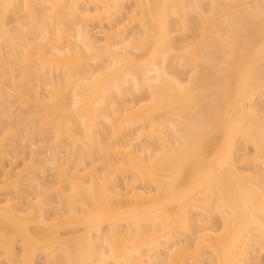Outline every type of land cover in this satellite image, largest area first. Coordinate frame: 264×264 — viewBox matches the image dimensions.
Instances as JSON below:
<instances>
[{"label":"bare ground","instance_id":"6f19581e","mask_svg":"<svg viewBox=\"0 0 264 264\" xmlns=\"http://www.w3.org/2000/svg\"><path fill=\"white\" fill-rule=\"evenodd\" d=\"M80 1L0 0L4 57L27 77L22 89L13 76V84L0 79V264H35L37 252L44 264H58L61 254V264H201L205 251L210 264H252L249 255L257 262L245 246L255 241L264 251V0H207V11L200 0H134L127 23L100 34L102 42L87 23L120 14L125 0H87L93 13L80 12ZM188 8L200 41L195 33L176 44L181 29L193 28ZM103 58L109 65L101 68ZM55 70L63 84L54 83ZM125 127L135 133L118 141ZM36 134L51 145L49 157L33 150ZM238 141L263 168L252 169L248 154L240 165ZM25 149L32 152L19 168ZM215 214L220 231L208 228Z\"/></svg>","mask_w":264,"mask_h":264},{"label":"rangeland","instance_id":"374dc122","mask_svg":"<svg viewBox=\"0 0 264 264\" xmlns=\"http://www.w3.org/2000/svg\"><path fill=\"white\" fill-rule=\"evenodd\" d=\"M126 1H127V2H126ZM191 1H192V0H185L186 5H190V4H191ZM198 1H199V0H198ZM258 1L261 2L262 0H258ZM134 2H135L134 0H129V1H128V0H125V3H124L123 6L121 7L122 9L120 10V14H118V15L116 14L115 17H114L113 14H111V15H113V16H111V18H110V17H104L101 21L92 20V21H89L88 23L85 22V23H87V25H88V31H89V34L94 38V41H96V40H97V41H98V40H101V42H102V41H103V37L99 36L100 34H104V32H106V31H107V33H109L111 29L114 30L115 25H119V23H120V25H121V22H122V21H123L124 23H125V22L127 23V21H128V20H126V19H127V15H128V13H130V11L133 10V8L135 7V6H133V5L135 4ZM200 2L202 3V4L200 3L201 6H206L207 9H205V10L207 11V10L209 9V8H208L209 6L207 7V5H209L210 2L207 1V0H200ZM17 3L20 5L21 1L15 3V4L17 5V6H16V5L14 6V7H16V10H17V8H18V4H17ZM86 3H89V2H88L87 0H82V1H80V2L78 3V6H79V10H80V12L84 13V11L88 10V11H90L89 13H93V11H94V7H92L93 5H92V6H91V5L88 6V4H87V6H88V8H87ZM89 4H90V3H89ZM14 7L11 8L12 10L10 9V10H8V12L6 13V23H7V26H8L7 29L10 30V31L12 30V31L10 32L11 35H13V30H14L15 25H16V24H15V14H14V13H15V12H14V9H15V8H14ZM90 8H91V9H90ZM202 8L204 9V7H202ZM92 9H93V11H91ZM188 9H189L188 12H190V13H189L190 16L188 15V19L191 20V21H190L191 24L189 23V25H192L193 28H191L192 30L189 31V32L186 30V31H185L186 33H185V34H184V33L182 34V29H181V31H180L181 33L177 35V39L175 38L176 41L174 40V41H175L174 43H176V44H177V40H180V39H179L180 37L182 38L183 36H184V37L187 36L188 38H189V37L192 38V37L195 35V33H196L195 37L198 38V36L200 35L199 33H200L201 31H200V32L198 31V30H199V29H198V25H197L198 23H196V22H197V21H196L197 19L195 18L196 15L194 14V11L191 10L192 8H188ZM134 10H135V8H134ZM134 10H133V12H134ZM88 11H86V12H88ZM131 12H132V11H131ZM110 13H112V12H110ZM114 14H115V13H114ZM181 15H182V14H181ZM178 16H179V15H178ZM182 16H183V15H182ZM173 19H174L173 17H172V18L170 17V19H169V20L171 21L170 23H174L173 21L176 20V19H174V20H173ZM177 19H178V18H177ZM180 19H181V18H180ZM178 20H179V19H178ZM178 20H177V25H179V22H180V21H178ZM69 21H71V20L69 19L68 22H69ZM195 21H196V22H195ZM123 22H122V24H124ZM25 23H26V22H25ZM35 23H36V22H35ZM47 23H48V22H47ZM52 23H53V22L50 23V26L53 25ZM116 23H117V24H116ZM175 23H176V22H175ZM22 24H24V23H22ZM29 24H30V23H29ZM29 24H28V25H29ZM83 24H84V23H83ZM180 24H181V23H180ZM26 25H27V24H26ZM48 25H49V23H48ZM67 25H69V24H67ZM70 25H71V24H70ZM133 25H134V24H133ZM133 25L131 24V26H133ZM136 25L139 26L138 24H136ZM136 25H135V26H136ZM173 25H174V24H173ZM196 25H197V26H196ZM53 26L55 27L56 24H54ZM53 26H52V28H53ZM73 26H74V25H73ZM110 26H111V27H110ZM26 27H27V26H26ZM67 27H68V26H67ZM71 27H72V26H69V28H71ZM74 27H76V26H74ZM74 27L71 28V29H68L69 31L71 30V31H70V32H72L71 34H73V33L75 32V30H74L75 28H74ZM178 27H179V26H178ZM180 27H181V26H180ZM55 28H57V26H56ZM55 28H53V29H55ZM129 28H130V27H129ZM129 28H128V29H129ZM137 28H138V27H136V28L133 27V29H130V30H131V32L133 31V33H134V31L136 30V31H135V34H136V33L138 34V32H141V30H140L141 28H140V29H139V28L137 29ZM181 28H182V27H181ZM28 29H29V27H28ZM28 29H26V31L29 33V31L32 29V28H31V25H30V29H29V30H28ZM196 29H198V30H196ZM130 30H129V32H130ZM137 30H140V31H137ZM189 30H190V29H189ZM73 31H74V32H73ZM108 31H109V32H108ZM102 32H103V33H102ZM197 33H198V34H197ZM25 34H26V32H25ZM138 35H139V37H140V34H138ZM138 35H136V36L138 37ZM98 38H99V39H98ZM196 38H194L192 41L194 42ZM95 39H96V40H95ZM199 39H200V37L196 40L197 43H199V41H200ZM189 41H190V39H189ZM0 42H1L0 49H1V50L3 49V51H4V52H2V51H1V52H2V54H3V53L5 54V55H3V57H4V56H7V57H8V55H6V53H8L7 50H8L9 47L7 46V44H4V42H2V41H0ZM99 42H100V41H99ZM196 42L194 43L193 48H195V47H194L195 45H198ZM190 43H191V42H190ZM191 44H192V43H191ZM2 45H3V46H2ZM1 47H2V48H1ZM193 48H192L191 50H194ZM6 49H7V50H6ZM2 54L0 53V73L2 74V75L0 74V79H1V76H3V75H4V76H3L2 79H1L2 82H3V80H5L6 77H7V78H8V77H10V78H13V77H14V79H15L17 85H19V88L22 89L23 86H24L22 83L25 84V82H27V79H26L27 77H25V74H22V75H21V73H24V72H22V71L20 70V68H18V69H19V70H18V69L15 67V66H17V65L13 66L14 63H13V61H12V60H13L12 57H11V58H10V57H9V58L4 57V58H3L4 61H3V59H1V58H2V56H1ZM178 54H179V53H178ZM178 54H177V55H178ZM6 58H7V59H6ZM11 59H12V60H11ZM6 60H8V61L10 60V61H11V62L9 61L10 64H12V63H13V64H12V65L8 64V61H6ZM84 61H85V60H83V62H84ZM100 61H101V64H100ZM5 62L7 63V66H8V65H10V66L7 67V66H5L6 64L3 66V63H5ZM84 63H86V62H84ZM97 63H98V66L100 65V67H101V65H103V67H101V68L106 67V64H107V66L109 65V64H108L109 62H108V60H107L106 58H103V59L99 60V62H97ZM1 64H2V65H1ZM96 65H97V64H96ZM76 66H77L78 68H80L79 65H76ZM76 66H75V71H76V69H78ZM92 66L94 67V65H92ZM98 66H97V67H98ZM202 66H203V65H202ZM210 66H211V65H210ZM210 66L207 65V64H206V65L204 64L203 68L206 69L207 71L209 70V71L207 72V74L209 75V77H207V78H210V79H211V77H210V75H211V74H210V73H211V71H210ZM9 67H10V69H11V70H10L11 73H10V71H9ZM17 67H20V66H17ZM3 68L8 69L9 73H8V72H7L8 74L6 73L7 76H6V74H5V72H6L7 70L5 69V70H6V71H5ZM73 68H74V66L72 67V70H73ZM86 68H87V67L84 65V69H85V70H86ZM87 69H89V68H87ZM3 70H4V71H3ZM2 71H3V72H2ZM73 71H74V70H73ZM53 72H55V73H53ZM53 72L51 73V76H52V78H53V80H54V83H56V84L58 83V84H59V82H60V83L64 82L63 80H64L65 77H64V73L62 72V70H60V71H58V72H57V70H55V71H53ZM180 72L182 73V77H184V79H185V78L187 77V74H189V73H188V72H189V69H187V70H182V71L180 70ZM12 76H13V77H12ZM21 77H22V78H21ZM63 77H64V78H63ZM7 78H6V81H7L8 79L11 80L10 78H8V79H7ZM24 78H25L26 81L24 80ZM22 79H23V80H22ZM9 80H8V81H9ZM6 81H5V82H6ZM51 81H52V79H51ZM51 81H49V82H51ZM10 82H11V81H9L8 83H10ZM8 83H7V84H8ZM54 83H53V81H52V84H53L52 86H53V87H55ZM0 84H1V83H0ZM11 84H13V83L11 82ZM20 84H21V85H20ZM62 84H63V83H62ZM56 87H57V86H56ZM48 91H49V90H48ZM31 93H33V92H31ZM41 93H42L41 95H42L43 97H44V96H48V95H47L48 93H47V94H46L45 92H41ZM43 93H44V94H43ZM0 94H1V92H0ZM34 94H35V93H34ZM45 94H46V95H45ZM144 94H145V93H144ZM1 95H2V94H1ZM13 95H14V94H13ZM32 95H33V94H32ZM35 95H36V94H35ZM136 95H137V96H136ZM136 95L134 96V99L137 98V99H136L137 101H139V100H142V101H143V100H145V98H146V94H145V97H144V95L141 94V93H140V94L138 93V94H136ZM33 96H34V95H33ZM111 96H112V95H111ZM115 96H116V95H115ZM115 96L113 95L112 97H113V98H116L117 96H116V97H115ZM2 98H3V95H2ZM117 98H118V97H117ZM117 98H116V99H117ZM119 98H120V97H119ZM119 98H118V100H119ZM125 98H126V97H125ZM125 98H124V99H125ZM127 98H128V97H127ZM140 98H141V99H140ZM10 99L12 100L13 98H10ZM116 99H112V98H111L110 101H111V100L114 101V100H116ZM121 99H122V98H121ZM121 99H120V100H121ZM128 99H129V98H128ZM257 99H258V98L255 99V102H254V103H255V105H256V107H257V109H258V106H259L260 104H262V101H261L260 99H258V100H257ZM125 100H126V99H125ZM12 101L14 102L15 100H12ZM112 101H111V102H112ZM116 101H117V100H116ZM126 101H127V100H126ZM259 101H260V102H259ZM263 102H264V101H263ZM14 103H15V102H14ZM17 104H18V103H17ZM258 104H259V105H258ZM16 107H18V106H16ZM24 107H25V106H24ZM28 107H29V106H28ZM28 107H27V108L25 107V109H27V110L29 111L30 108H31V110H33L31 106L29 107V109H28ZM23 109H24V108H23ZM27 110H26V111H27ZM31 110H30V111H31ZM103 126H104V125H103ZM106 126H107V125H106ZM106 126H105L104 128L101 126V127H100L101 130H103V129L105 130L106 128H107V129L105 130V132H102V131H100V129H99V131L101 132V133H100V132H99V133H100V134H103L105 137H108V136H106V135H107V133H108L107 131L110 130V129H109L110 127H106ZM51 127H52V128H51ZM51 127H49V125H47L46 128L43 127V128L41 129L42 132H43V134L45 135V137L48 135V132H49V131L51 132V130L53 129V126H52V125H51ZM50 128H51V130H50ZM102 128H103V129H102ZM43 129H44V130H43ZM108 129H109V130H108ZM122 129H123V128H122ZM124 129H125V131H124ZM124 129H123V131H121V128H120V131H121L122 133L120 132V136H121V137L118 136V141H122V139L126 138L127 136H131V134H134V133H135L133 127H131V128H129V127H125ZM48 130H49V131H48ZM44 131H45V132H44ZM110 131H111V130H110ZM40 132H41V131H40ZM130 132H131V133H130ZM104 133H106V134H104ZM46 134H47V135H46ZM49 134H50V133H49ZM100 134H99V135L97 134V135L99 136V138H100V137L103 138L104 136H103V135L100 136ZM110 134H111V135H113V134H112L111 132L108 133L109 137L111 138V135H110ZM126 134H127V135H126ZM44 135L40 136L39 134H36V135L33 137V138H34V144H35V148H34L33 150L37 151V153H38V155L40 156V158H41V157H42V158L45 157V155L47 156L48 153H46V152H47V150L49 151V148L51 147V145L48 146V145H46V144L41 143V142H42V138L44 137ZM50 135H51V134H50ZM118 135H119V134H118ZM123 136H124V137H123ZM170 136H171V135H170ZM109 137H108V139H107V142H108V140L111 141V144H110V142H109L108 145L110 144V145L112 146V141L114 140L113 143H114V142L116 143V142H117V139H116L117 137L114 136V139L112 138L113 140H112V139H109ZM112 137H113V136H112ZM115 137H116V138H115ZM119 137H120V138H119ZM170 138H171V137H170ZM100 139H101V138H100ZM115 139H116V140H115ZM119 139H121V140H119ZM103 140L105 141V139H102V141H103ZM65 141H67V140H65ZM115 143H114V144H115ZM63 144H64V143H63ZM104 144H105V143H104ZM106 144H107V143H106ZM114 144H113V146H114ZM116 144H118V143H116ZM116 144H115V145H116ZM245 145H246V144L243 143L242 141H238V144H237V151H238V152H237L236 158L239 159V161L241 162V161L244 160V156H247V154H248V156H249L248 159L250 160V163H249V164L251 165V164H252L251 161L254 160L253 158H254V156H255L256 153L254 154L255 151H254L253 148L250 147V145H248V146H247V145L245 146ZM101 146H102V145H101ZM101 146H99V147H101ZM104 146H105V145H104ZM106 147H107V145H106ZM107 148H108V147H107ZM15 149H16V148H14V150H15ZM18 149H19V148H18ZM18 149H16V150H18ZM108 149H109V148H108ZM11 150H13V149H11ZM14 150L11 152V154H13V153L17 154V153H16L17 151H16V150L14 151ZM25 150H26V149H25ZM28 150H29V149H28ZM28 150H26V154H25V155H23V156L21 155V157H19V159H18V158L16 159V160L18 161V163H17L16 161H15V163H16V165H17L19 168H21V167L23 166V162H22V161H24V159L27 158V157L29 156V154H31V152H32L31 150H32V149H31L30 151H28ZM18 152H19V151H18ZM98 152H99V151H98ZM100 152H101V151H100ZM95 153H96V155H94L93 157H94V158H99L98 160H100V158H101L102 156H100V154H98V153L94 150V154H95ZM15 154H13V155H15ZM18 154H19V153H18ZM18 154H17L16 156H18ZM97 154H98L99 156H98ZM102 154L104 155V153H102ZM113 154H114V153H113ZM245 154H246V155H245ZM243 155H244V156H243ZM256 155H257V154H256ZM19 156H20V155H19ZM110 156H111V152H110ZM110 156L108 155L107 160H108V158H109ZM112 156H113V155H112ZM112 156H111V157H112ZM114 156H115V155H114ZM11 157H12V156H11ZM47 157H49V154H48ZM116 157H117V156H116ZM258 157H260V156H258ZM94 158H93V159H94ZM114 158H115V157H112L111 160L114 161ZM117 158H118V157H117ZM250 158H252V159H250ZM260 158H261V157H260ZM115 159H116V158H115ZM257 159H258V158H257ZM262 159H263V160H262ZM21 160H22V161H21ZM98 160H97V161H98ZM258 160H260V159H258ZM261 160H262V162L264 163V156H263V158H261ZM94 161H95V160H94ZM108 161H109V160H108ZM113 161H110V162L112 163ZM115 161H116V160H115ZM255 161H256V160H255ZM99 162H100V161H99ZM99 162H98V164H97L98 166H100V165L103 163V162H102V163L100 162V163H101V164H100ZM116 162H117V161H116ZM244 162H245V161L241 162L240 165H241L242 163H244ZM262 162H261V163H262ZM4 163H5V166H8V165H7V162H4ZM261 163H260V161H259V164L255 165V166H252L253 164H255L254 161H253V164H252L251 166L248 164V166H250L252 169H253L254 167H256V166H257V168H260V166H258V165H260ZM104 164H105V163H104ZM113 164H114V162H113ZM105 165H106V164H105ZM101 166H102V165H101ZM261 167L263 168L262 164H261ZM257 168H256V169H257ZM260 169H261V168H260ZM262 170H264V169H262ZM129 173H130V172L127 170V173L124 174V175L127 176V177H125L124 175H123V177H122V176L119 175V174L116 176V177H117V181L119 182V184H120L121 182H122V183L124 182V180H125L124 177H125V178H128V176H129V177L131 176V175H130L131 173H130V174H129ZM48 174H49V173H48ZM48 174H47L46 176H48ZM126 174H127V175H126ZM51 176H52V175L50 174L49 177L44 178V180L46 179V182H45V183H47L49 187H50L51 185H53L54 182H56V180L54 181L53 176H52V177H51ZM120 176H121V177H120ZM50 177H51V178H50ZM261 177H264L263 174L261 175ZM121 178H122V179H121ZM122 180H123V181H122ZM261 180L264 181V178L261 179ZM115 181H116V178H115ZM117 181H116V183H117ZM261 182H262V181H261ZM54 184H55V183H54ZM139 185H141V184L139 183ZM263 186H264V185H263ZM150 187H151V186H150ZM151 188H153V185H152ZM151 188H150V190L154 191V188H155V187H154L153 189H151ZM52 197H53V196H52ZM53 198H54V197H53ZM51 200H53V199L51 198ZM55 200H57V199L55 198ZM214 202H215V201H214ZM53 203H55L54 200H53ZM57 204H58V202H57ZM57 204H53V206H54V207L56 206V207H58L59 209H61V206L59 207V205L57 206ZM56 207H55V208H56ZM126 207H127V206H126ZM56 209H57V208H56ZM59 209H57V210H59ZM190 212H191V211H190ZM50 214H51V213H50ZM213 217H214V219H212L213 222L211 221L212 224H211V225L209 224L208 228H210V229H211V228H214V229H216L217 231H218V230L220 231V229L222 228L221 226L223 225V224H222V221L220 222V217H218V215H217V217H218V218H217V217H216V214H215V216H213ZM121 226H124V225H121ZM44 229H45V228H44ZM46 229L48 230V228H46ZM121 229H122V231H124L123 229H125V226H124V228L121 227ZM41 230H43V228H41ZM106 230H107V228H104V229H103V232L105 233ZM221 230H222V229H221ZM176 231H177V233H178V230H176ZM35 232H36V231H35ZM39 232H40V231H39ZM41 232H42V233H41ZM41 232H40V234H41V236H43V231H41ZM44 232H46V230H45ZM47 232H48V231H47ZM174 232H175V231H174ZM37 233H38V232H37ZM180 233H182V232L180 231ZM80 234H81V233H80ZM82 234H83V233H82ZM174 234H175V233H174ZM175 235H176V234H175ZM180 235H181V234H180ZM62 236H63V235H62ZM176 236H177V235H176ZM63 238H64V236H63ZM63 238H62V239H63ZM65 238H66V237H65ZM65 238H64V242L60 241L62 245H63V243L66 244V243H65V241H66ZM60 239H61V238H60ZM252 239L255 240L254 238H252ZM66 242H68V244H69L70 241H66ZM254 242H255V241H252V242L250 243V245H249V244H246L245 247H246V249H247L248 251H250V252L253 251V254H255V256H257L256 258H257V262H258L259 264H264V251L261 250V248H259V246H258L256 243L254 244ZM68 244H66V245L68 246ZM71 244L73 245V241L71 242ZM252 244H253V245H252ZM69 245H70V244H69ZM72 245H71V246H72ZM59 246H60V245L57 244L56 247L59 248ZM187 246H188V245H187ZM189 246H190V245H189ZM63 247H64V246H62V248L60 247V249L63 250V249H64ZM202 247H203V246H202ZM54 248H55V247H54ZM201 249L205 250L204 248H201ZM192 250H194V247H193V246H190V251L193 253ZM38 251H39V250H38ZM40 251H41V250H40ZM56 251H57V250H56ZM59 251H60V250L57 251L56 256L59 255L58 253L61 254L62 251H61V252H59ZM190 251H189V252H190ZM164 252H165L164 250H163V251L160 250V253H159V254H160V258H161V259H162L163 257L165 258L164 255H165L166 253H164ZM189 252H188V254H189ZM201 252L203 253L204 251L201 250ZM256 252H257V253H256ZM259 252H260V253H259ZM153 253H154V252H153ZM163 253H164V254H163ZM202 253H201V256L204 255V253H203V255H202ZM206 253H208V255H206ZM42 254H43V253H42ZM42 254H41L40 252H37L36 257H35V260H34V261H35V264H44V263H45L46 257H45V259H44V258H43L44 256H43ZM154 254L157 255V253H154ZM61 255H62V254H61ZM61 255H59V258H60ZM172 255H173V254H172ZM172 255H171V259H172V257L174 256V255H173V256H172ZM162 256H163V257H162ZM250 256H251V257H250ZM210 257H211V256H210ZM252 257H253L252 255H249V257H248V260H249L248 263L250 262V263H252V264H256L257 262L254 261L255 259L252 258ZM56 258H57V257H56ZM59 258H57V259H59ZM164 258H163V259H164ZM203 258H204V259H203ZM208 258H209V252H208V251H205V255L202 257V262H201V264H210V263H209L210 260H208ZM57 259H56V261H55L54 263L57 262V263L59 264L60 262H58V261H62V260H60V259L57 260ZM171 259H170V262L172 261ZM251 259H252V260H251ZM250 260H251V261H250ZM253 261H254V262H253ZM244 263H245V262H244ZM244 263H243V264H244ZM1 264H5V263H1ZM51 264H52V263H51ZM60 264H61V263H60ZM245 264H246V263H245Z\"/></svg>","mask_w":264,"mask_h":264}]
</instances>
